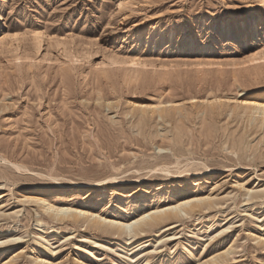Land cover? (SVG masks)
Here are the masks:
<instances>
[{
  "label": "rangeland",
  "instance_id": "374dc122",
  "mask_svg": "<svg viewBox=\"0 0 264 264\" xmlns=\"http://www.w3.org/2000/svg\"><path fill=\"white\" fill-rule=\"evenodd\" d=\"M251 5L0 0V264H264V118L240 107L264 61L236 81L207 64L264 50ZM196 198L138 233L109 225Z\"/></svg>",
  "mask_w": 264,
  "mask_h": 264
},
{
  "label": "bare ground",
  "instance_id": "6f19581e",
  "mask_svg": "<svg viewBox=\"0 0 264 264\" xmlns=\"http://www.w3.org/2000/svg\"><path fill=\"white\" fill-rule=\"evenodd\" d=\"M255 1H257V6L251 5L249 11L247 13H245V16L243 17V22H244L243 24L244 25H246L247 23H254L257 20V16H261L262 13H264V0H255ZM260 10L262 11L261 13H260ZM1 16H2V13L0 12V17ZM4 28L5 27L2 26L1 23H0V49H2V48L5 49L6 45L4 46V43H5V41L7 42L6 39L10 40V38H11V37L10 38L8 37L9 32H7L8 33L7 35L3 34L5 32V30H6ZM2 34L6 35V36H2ZM9 36H12V35H9ZM11 43L13 44L14 42H11ZM13 45H15V43ZM10 47H9L10 49H13L14 46L11 45ZM14 49H15V47H14ZM14 49H13V51H15ZM7 51H9V49ZM261 61H264V50L263 49L258 50L257 47L253 46V47L245 48L243 53L239 57H235V58H231V59H222L221 58V59H214V60H209V61L207 60V64L209 66H213V68L216 69V70L217 69L219 70L221 68L229 66L231 68L230 73L233 75V79L235 78L237 80V77L239 76V74L236 73V72H238L239 70H242V68H244V67H245L246 70H253L254 71L255 69H257L258 67L261 66V64H260ZM204 66H205V64H204ZM132 80L133 79H131V81ZM252 95H253V98H252L253 101H248L247 100L248 102H245V103L243 101L242 102L240 101L239 102L240 103L239 106L242 103H244V105L242 104L240 107H242L244 110H247V111L251 112L252 115H254V116L256 114V116H255L256 118H257V114L258 113H261V115L264 118V103L263 102H259V101H254V100H258L260 98H264V91H263V93H254ZM170 109H173V110H177L178 109L179 110L180 108H177L174 105L172 107H170V108H167V107H164V106H162V107L158 106V107H152L149 110L144 108V111H146V112L149 111L152 115L155 114L156 112H159V115H160V117L163 120V114L166 113L167 111H169ZM142 111H143V109H142ZM249 112H248V114H249ZM250 117H251V115H250ZM253 119H254V117H253ZM178 120H179V118H178ZM204 201H205V199H202V198H196V199H192V200H187V201L179 203L177 205H172V206L170 205V206H167V207H164V208L160 207L161 209H159V208L154 209L151 212L143 214V216L140 219L135 220L134 222H131V223L130 222H128V223L115 222V220H113V221H109V225H111L114 228H116L115 230H117L120 233V232H124L125 229L128 227V225L131 224L133 226V228H134V231L136 233H138L137 230L138 231L139 230L143 231L144 226L146 227V226L149 225L148 227H150V225H153V226L154 225L156 226V224L158 225L159 222H161V220H164V218L162 217L163 215H167L168 217H179L180 214H182V212L190 213L189 211L193 210L195 208V206H197L198 204L200 205V203H202ZM46 205H47V209L49 211H51L53 213H56V214H66L67 212L70 211L69 214L72 215L71 217H75V218H79L82 215L86 214L82 210H72V209L70 210V208L56 207L55 205H52L50 203H46ZM88 218L89 219L91 218L90 220H92L93 224H95V225H103V224L106 223V218L102 217L99 214H90V215H88ZM148 220H150V221H148ZM152 221H154V222H152ZM95 225H94V227H97ZM142 231H140V232H142ZM136 233H134V235Z\"/></svg>",
  "mask_w": 264,
  "mask_h": 264
}]
</instances>
